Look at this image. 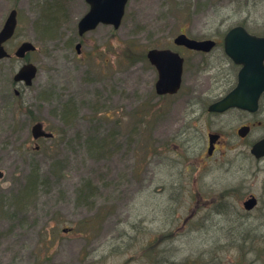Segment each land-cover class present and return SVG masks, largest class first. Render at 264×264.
Listing matches in <instances>:
<instances>
[{
  "label": "rangeland",
  "instance_id": "1",
  "mask_svg": "<svg viewBox=\"0 0 264 264\" xmlns=\"http://www.w3.org/2000/svg\"><path fill=\"white\" fill-rule=\"evenodd\" d=\"M88 8L0 0V29L17 11L0 62V264H264V159L249 152L264 96L253 114L207 112L239 70L224 35L264 36V0H128L119 28L78 36ZM180 33L217 46L188 52ZM22 42L36 50L19 59ZM153 48L184 58L175 95L155 91ZM25 63L37 67L28 87L13 82ZM36 122L54 137L34 140ZM209 133L222 137L211 157Z\"/></svg>",
  "mask_w": 264,
  "mask_h": 264
},
{
  "label": "water",
  "instance_id": "2",
  "mask_svg": "<svg viewBox=\"0 0 264 264\" xmlns=\"http://www.w3.org/2000/svg\"><path fill=\"white\" fill-rule=\"evenodd\" d=\"M128 0H85L89 9L77 23L78 36L93 31L99 25H109L119 28ZM17 26V11L12 9L0 29V62L10 57L5 48L14 35ZM177 46L187 49L209 53L216 43L212 39L195 40L185 34H179L173 39ZM81 44L77 43L75 49L80 53ZM223 49L226 56L237 66L236 86L222 99L210 104L208 112L222 114L229 109H240L249 113L258 110L260 96L264 93V36L250 34L242 26L232 27L223 38ZM36 47L31 42H22L14 52V56L24 59L27 53L34 52ZM147 59L156 68L158 79L155 90L158 95L176 94L181 85L183 59L170 49H151L147 52ZM37 74V67L32 63H25L13 76L15 83L31 86ZM31 136L34 140L50 139L53 134L48 132L43 123L36 122L31 126ZM249 132L248 126L237 130L240 137ZM219 138L217 134L208 135L207 154L214 150V142ZM35 149H38L36 146ZM250 153L256 159L264 157V137L255 142ZM0 172V178H2ZM255 199L250 198L243 203L246 210L255 206Z\"/></svg>",
  "mask_w": 264,
  "mask_h": 264
},
{
  "label": "flooded vegetation",
  "instance_id": "3",
  "mask_svg": "<svg viewBox=\"0 0 264 264\" xmlns=\"http://www.w3.org/2000/svg\"><path fill=\"white\" fill-rule=\"evenodd\" d=\"M178 48H181V49H185L186 51H188V52H194V51H191V50H188V49H186L185 47H178ZM171 50H173V49H171ZM173 51H175V52H177L178 53V51H176V50H173ZM179 55L182 57V55L179 53ZM183 58V57H182ZM183 64H184V58H183ZM153 67V66H152ZM154 68V67H153ZM154 70L156 71V69L154 68ZM156 73H157V71H156ZM157 78H158V76H157ZM157 78H156V80H157ZM226 82H227V88H226V94L228 93V92H230L234 87H235V84H236V82H237V80H235V82H234V84H231L232 82H231V80H225ZM182 85H183V75H182V80H181V86H180V89L182 88ZM225 95V94H224ZM264 96V94H262L261 96H260V99H259V104H258V110H259V107H260V100H261V98ZM223 96H221V97H219L217 100H219L220 98H222ZM217 100H215V101H217ZM215 101H213V102H215ZM212 102V103H213ZM194 104H196V103H192V107H191V111L192 110H194ZM211 104V103H210ZM209 104V105H210ZM208 105V106H209ZM231 110H234V109H231ZM257 110V111H258ZM230 111V110H229ZM228 112V111H227ZM211 114H213V115H218V113H211ZM250 114V113H249ZM244 126H248L249 128H250V126L249 125H244ZM264 137V136H263ZM262 138V137H261ZM260 138V139H261ZM221 142H222V137L219 135V138L214 142V150H213V153H212V155L214 154V152L217 150V147L221 144ZM212 155H210V156H208V157H211ZM255 159V158H254ZM261 159H264V158H261ZM256 160H260V159H256ZM250 198H254L255 199V207L257 206V198L255 197V195H253V194H248L247 195V197H246V199L243 201V203L246 201V200H248V199H250ZM242 203V204H243ZM254 207V208H255ZM254 208H252L251 210H246L247 212H249V211H252Z\"/></svg>",
  "mask_w": 264,
  "mask_h": 264
},
{
  "label": "trees",
  "instance_id": "4",
  "mask_svg": "<svg viewBox=\"0 0 264 264\" xmlns=\"http://www.w3.org/2000/svg\"><path fill=\"white\" fill-rule=\"evenodd\" d=\"M13 97L16 98V94H15V92H14V94H13Z\"/></svg>",
  "mask_w": 264,
  "mask_h": 264
}]
</instances>
